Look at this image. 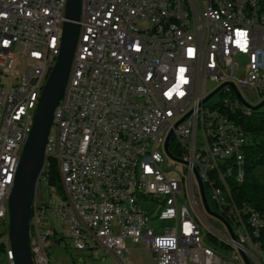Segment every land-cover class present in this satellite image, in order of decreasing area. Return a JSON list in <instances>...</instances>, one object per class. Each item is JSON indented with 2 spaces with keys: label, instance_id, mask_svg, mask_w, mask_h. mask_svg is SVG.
I'll return each mask as SVG.
<instances>
[{
  "label": "built area",
  "instance_id": "obj_1",
  "mask_svg": "<svg viewBox=\"0 0 264 264\" xmlns=\"http://www.w3.org/2000/svg\"><path fill=\"white\" fill-rule=\"evenodd\" d=\"M66 1L0 0V252L8 264L11 169L59 53ZM78 25L35 183L34 264H49L53 238H69L79 251L103 248L119 264H132L127 241L145 247L153 264H245L242 255L264 264V210L251 212L226 191V175L242 180L249 134L205 100L217 90L246 115L239 88L264 99V0H81ZM209 80L217 86L208 92ZM226 152L235 166L226 165ZM196 174L232 236L222 220L218 230L202 215ZM39 183L53 185L59 199L44 198ZM244 227H252L253 245H244Z\"/></svg>",
  "mask_w": 264,
  "mask_h": 264
},
{
  "label": "water",
  "instance_id": "obj_2",
  "mask_svg": "<svg viewBox=\"0 0 264 264\" xmlns=\"http://www.w3.org/2000/svg\"><path fill=\"white\" fill-rule=\"evenodd\" d=\"M81 0H67L62 22L59 53L42 87L37 106L34 110L31 129L21 148L18 165L14 175L11 192L8 197V240L14 264H34L29 242V224L35 183L45 158V144L52 121L53 111L61 97L67 82L73 60L75 45L79 33L78 20ZM217 90L211 92L209 99ZM257 111L264 99L254 107ZM167 143V141H166ZM204 210L220 220L228 228L229 224L211 211L206 200L200 178L196 174ZM245 264H250L242 255ZM116 259V258H115Z\"/></svg>",
  "mask_w": 264,
  "mask_h": 264
},
{
  "label": "rangeland",
  "instance_id": "obj_3",
  "mask_svg": "<svg viewBox=\"0 0 264 264\" xmlns=\"http://www.w3.org/2000/svg\"><path fill=\"white\" fill-rule=\"evenodd\" d=\"M237 61L241 66L246 63L245 58L236 57ZM217 86L212 80L207 81L206 87L208 92L212 91ZM238 93L242 100L250 107H254L259 104V100L255 92L251 88H239ZM221 100L218 93H214L208 100V104H216ZM258 112H264V104L258 109ZM166 161L168 158L166 157ZM258 176L264 181V167L257 170ZM56 185L58 181L54 182ZM43 183H39L38 192L43 195L44 198L54 197L59 199V195L55 192L53 185H50L46 189ZM202 215L205 219L212 224L216 229L223 230L222 223L215 217L208 214L204 209H201ZM57 223L56 220H53ZM154 227H167L168 222L153 220ZM5 235L2 234V227H0V242L3 240ZM204 240L207 242V236H204ZM130 254L128 255L132 264H153L151 253L141 245L132 244L127 241ZM49 264H117L113 257L106 252L103 248H94L92 250L79 251L76 250L72 245L69 238H65L64 241L52 244L47 248ZM0 264H8L3 252H0Z\"/></svg>",
  "mask_w": 264,
  "mask_h": 264
},
{
  "label": "trees",
  "instance_id": "obj_4",
  "mask_svg": "<svg viewBox=\"0 0 264 264\" xmlns=\"http://www.w3.org/2000/svg\"><path fill=\"white\" fill-rule=\"evenodd\" d=\"M228 115L249 134V143L243 153L244 163L241 166L242 180L238 182L234 176L226 175L228 191L238 205L245 203L256 211H262L264 210V181L259 178L257 170L264 167V112L249 110V114L246 115L238 114V111ZM225 162L227 166H235L233 159ZM48 178L51 183L57 180L56 169L52 163L48 170ZM208 203H210L209 200ZM257 242L264 253V228L260 231Z\"/></svg>",
  "mask_w": 264,
  "mask_h": 264
},
{
  "label": "bare ground",
  "instance_id": "obj_5",
  "mask_svg": "<svg viewBox=\"0 0 264 264\" xmlns=\"http://www.w3.org/2000/svg\"><path fill=\"white\" fill-rule=\"evenodd\" d=\"M199 2L205 3L206 6H218V0H199ZM59 45H60V38H56V50H59ZM52 66L53 64H51V68ZM37 103H38V100H34V108H36ZM59 105H60V99L56 107H59ZM209 107L219 108L225 114L232 113V112L234 113L238 111V108H236V105L232 104V102H229L228 100H225V97H221V100L217 102L216 104H209ZM249 110L251 111V109ZM203 144L212 145V135H205V137H203ZM243 153L244 152H240V159H243ZM231 159L235 160V155H233V152H226L225 161H228ZM18 161L19 160H16V167H13V169H11L10 182H13L16 168L18 165ZM241 166H242V163H240V175H242ZM226 191H228L227 185H226ZM8 197L9 196H6V208H8ZM247 209H249L253 213H260V211H256L249 206H247ZM6 230H8V219H6ZM244 245H253L252 227H244Z\"/></svg>",
  "mask_w": 264,
  "mask_h": 264
},
{
  "label": "crops",
  "instance_id": "obj_6",
  "mask_svg": "<svg viewBox=\"0 0 264 264\" xmlns=\"http://www.w3.org/2000/svg\"><path fill=\"white\" fill-rule=\"evenodd\" d=\"M60 241H58L57 239H54L53 238V240H52V243L53 244H56V243H59ZM128 244V243H127ZM129 247V246H128ZM111 255V254H110ZM112 256V255H111ZM113 257V256H112ZM113 259L115 260V262L117 263V264H119V262H118V260L117 259H115V257H113Z\"/></svg>",
  "mask_w": 264,
  "mask_h": 264
},
{
  "label": "snow or ice",
  "instance_id": "obj_7",
  "mask_svg": "<svg viewBox=\"0 0 264 264\" xmlns=\"http://www.w3.org/2000/svg\"><path fill=\"white\" fill-rule=\"evenodd\" d=\"M238 35H242L241 33H238ZM181 72L184 71V69H180ZM166 95H169V93H165Z\"/></svg>",
  "mask_w": 264,
  "mask_h": 264
}]
</instances>
